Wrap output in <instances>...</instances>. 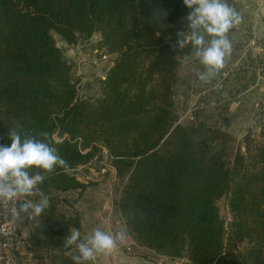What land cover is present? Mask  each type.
<instances>
[{
    "label": "trees",
    "instance_id": "trees-1",
    "mask_svg": "<svg viewBox=\"0 0 264 264\" xmlns=\"http://www.w3.org/2000/svg\"><path fill=\"white\" fill-rule=\"evenodd\" d=\"M190 11L183 0H0V144L12 127L46 131L70 170L107 149L127 176L115 205L138 244L189 264H264V127L240 139L181 120L175 104L193 50L174 45ZM53 32L69 45L100 35L112 55L100 96L81 97ZM70 170L57 167L33 194L49 205L29 264H74L64 239L82 229L75 202L90 184Z\"/></svg>",
    "mask_w": 264,
    "mask_h": 264
},
{
    "label": "crops",
    "instance_id": "crops-1",
    "mask_svg": "<svg viewBox=\"0 0 264 264\" xmlns=\"http://www.w3.org/2000/svg\"><path fill=\"white\" fill-rule=\"evenodd\" d=\"M226 2L239 13L241 22L227 33L232 45V57L228 55L226 58L230 59L229 63L233 61L234 68L226 81L225 88L216 92L209 90L210 85L226 67V58L224 67L209 82L199 80L197 73L205 71V68L198 60L193 59L184 62L179 68L175 85V104L183 117L197 100L205 98L216 100L220 109L213 111L205 108L198 115V119L243 138L249 131L259 133L264 127V0H226ZM95 36L100 35L95 34ZM248 36L256 37L258 47L248 48L246 41ZM90 55L89 52L88 55L84 51L80 52L83 60ZM98 60L103 62L102 58ZM192 67L197 69L194 76ZM106 154L107 158L104 157V161H99L103 163H91L86 177H82L83 179L99 178L101 181L88 186L78 201L82 222L81 238L93 231L95 223H99V228L102 230L115 233V227L110 225L109 219H106L109 214L107 198L103 193L105 186H109L107 181L110 180L105 178L106 174L103 172H107L108 169L114 173L111 166H108L110 165L108 151H105ZM98 164L101 165L98 167ZM65 194L74 196L76 190L67 191ZM131 238L128 234L125 242L119 244L112 252L99 254L100 256L94 261L86 264H189L185 259L167 261L145 246L130 244Z\"/></svg>",
    "mask_w": 264,
    "mask_h": 264
},
{
    "label": "clouds",
    "instance_id": "clouds-1",
    "mask_svg": "<svg viewBox=\"0 0 264 264\" xmlns=\"http://www.w3.org/2000/svg\"><path fill=\"white\" fill-rule=\"evenodd\" d=\"M183 4L191 11L185 18L187 30L177 32L174 47L184 49L191 44L193 52L186 54L183 60L185 63L198 60L205 68V71L197 73L198 78L209 82L224 67L225 58L232 51L227 33L241 22V16L226 0H183ZM7 136L10 146L0 144V204L15 203L39 192L38 186L57 167L65 172L70 170V165L59 155L48 132L33 134L32 131L12 127ZM32 169L42 171L33 174ZM48 205V197L42 195L38 201L23 200L19 208L13 207L11 212L16 217L24 213L25 218L32 219L40 216ZM69 233L64 239V247L75 245L78 254L71 257L74 264H86L94 261L97 254L112 252L128 236L124 229L112 233L99 227L83 238L78 228L69 229Z\"/></svg>",
    "mask_w": 264,
    "mask_h": 264
},
{
    "label": "built area",
    "instance_id": "built-area-1",
    "mask_svg": "<svg viewBox=\"0 0 264 264\" xmlns=\"http://www.w3.org/2000/svg\"><path fill=\"white\" fill-rule=\"evenodd\" d=\"M246 41L249 49H254L255 47H258V42L256 37L248 36ZM105 58L107 60L105 63H102V66H100L101 62L98 59H96L97 61L95 63L98 66L94 68V72L98 74L102 79L106 77V74L112 65V57L111 59H108V57L105 56ZM229 60L228 58H226V67L221 72L217 80L210 85L209 87L210 92L220 91L225 88L226 81L229 78L234 68L233 61L229 63ZM196 71H197L196 67H192L193 76L194 74H196ZM206 93L208 94L207 91ZM206 93H204V95H206ZM219 106L220 105L216 100L207 99V98L199 99L187 110L186 114L183 117L181 116V120L184 119L199 120L198 115L201 113L202 110H204L205 108L206 109L210 108L213 111H218L220 109ZM91 163L92 161L86 164L78 165L72 168L70 172L73 173L79 180L86 182L90 178H86V179L83 178L86 177L87 169H89ZM94 181L99 182L101 181V179L95 178ZM103 193L105 194L104 196H106L107 198L106 205L109 210L108 211L109 214L108 218H109V216L113 214L112 209L110 210V208L112 207V204L110 205V201L111 203L114 201V199H111L109 201V197L113 196L110 186H105ZM25 199L35 201L32 195V196L23 197L20 200H17L15 203H10L8 205L0 204V264H29L33 260V253L31 251L32 240L30 233L34 228L35 222L40 216L33 217L32 219H27L25 218L26 214L24 213H21L19 217H16L11 212V209L13 207L19 208V204L23 202V200ZM99 226H100L99 223H95L94 229ZM130 244L137 245L138 243L133 238H131ZM99 256L100 255L97 254V257ZM161 256H163L167 261L172 260L170 257L166 255H161Z\"/></svg>",
    "mask_w": 264,
    "mask_h": 264
},
{
    "label": "rangeland",
    "instance_id": "rangeland-1",
    "mask_svg": "<svg viewBox=\"0 0 264 264\" xmlns=\"http://www.w3.org/2000/svg\"><path fill=\"white\" fill-rule=\"evenodd\" d=\"M98 35V34H96ZM53 36L55 37V40L57 44L62 47L65 50L66 57L72 62V77L78 82L80 95L81 97H98L101 95V80L102 78L94 72V68L98 66L95 62L97 60L95 59H103V62H101L100 66H102V63L106 62L105 56L108 57V59H111V54L107 52L106 49H104L102 46L98 45L96 41L98 40V36H93L90 39H83L80 40L76 45H69L64 41L56 32H53ZM84 53L86 52L88 55V52L91 54L89 58L86 60H83L82 56H80V52ZM93 59V61H92ZM95 60V61H94ZM241 139V138H240ZM105 151L107 149L102 150L93 160L92 163H103L99 161H104V157L107 158V154L105 155ZM108 155V163L111 166V168L114 170V173L109 171L107 169V172H103L106 174L105 178H109L110 180L107 181L109 183V186L112 190V195L109 197V201L111 199H114V201L111 203L112 207V215L109 216V218H106L107 220L111 222V226H114L115 232L124 229L127 233L125 225L123 224V219L120 215V213L116 209L115 201L120 196L121 190L123 189L125 182L127 180V176H119L117 174V169L114 167L112 163V158ZM101 164H98V167ZM101 167V166H100ZM113 177V180H112ZM116 178V179H115ZM95 178H91L88 180L89 186H92L94 183H98L94 181ZM96 185V184H95ZM79 193V190L76 189V195L69 196L67 194H64L70 201H74V198ZM80 199V198H79ZM79 201V200H78ZM78 201L75 202L76 207L78 209ZM219 206L221 213L226 219L230 218V214H228L227 208L225 206V199L222 198L219 201ZM64 209L68 211L69 213L72 212V208L70 206L65 205ZM109 211V210H108ZM107 212V210L105 211ZM107 216V215H106ZM40 222V218L37 219V221L34 224V228L31 231V235L36 227V225ZM123 225V226H122ZM129 234V233H128ZM130 235V234H129ZM131 236V235H130ZM132 237V236H131Z\"/></svg>",
    "mask_w": 264,
    "mask_h": 264
}]
</instances>
